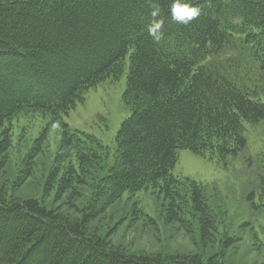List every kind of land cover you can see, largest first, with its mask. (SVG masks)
Listing matches in <instances>:
<instances>
[{"label": "trees", "instance_id": "trees-1", "mask_svg": "<svg viewBox=\"0 0 264 264\" xmlns=\"http://www.w3.org/2000/svg\"><path fill=\"white\" fill-rule=\"evenodd\" d=\"M169 2L160 0L165 35L155 42L147 0H0V159L11 147L5 124L17 114L61 119L85 91L119 77L126 59L130 109L110 164L96 138L60 121L45 192L74 199L86 177L101 173L92 175L96 185L79 217L0 192V264H223L129 252L87 232L113 203L140 191L167 202L166 222H181L183 187L201 241H210L214 218L202 186L173 174L178 152L236 158L247 147L244 123L264 120V0H197L201 15L188 25L171 21Z\"/></svg>", "mask_w": 264, "mask_h": 264}, {"label": "rangeland", "instance_id": "rangeland-1", "mask_svg": "<svg viewBox=\"0 0 264 264\" xmlns=\"http://www.w3.org/2000/svg\"><path fill=\"white\" fill-rule=\"evenodd\" d=\"M123 67L119 77L110 76L85 91L82 100L61 119L24 111L5 124L10 128L11 147L0 159L1 193L8 198H36L48 209L79 217L92 194L91 186L96 185L92 175L98 178L101 173L86 175H90L86 177L87 185L77 188L74 199L66 194L58 200L54 192H45L44 184L60 143V121L96 138L110 164L116 134L130 115L123 101L128 59ZM244 126L247 147L238 157L221 162L211 152L200 155L180 149L173 168V174L181 181L187 177L202 186L214 218L210 241H201L198 216L189 210L183 187L179 189L184 209L181 222H166L167 202L152 191H140L134 195L126 193L113 203L87 225V232L134 253L165 257L197 254L203 261L213 257L223 264H264V120L246 122ZM45 127H49V132L43 151L33 157L35 142Z\"/></svg>", "mask_w": 264, "mask_h": 264}, {"label": "clouds", "instance_id": "clouds-1", "mask_svg": "<svg viewBox=\"0 0 264 264\" xmlns=\"http://www.w3.org/2000/svg\"><path fill=\"white\" fill-rule=\"evenodd\" d=\"M150 21L146 25L147 35L155 42H160L165 35L164 8L160 0H147ZM168 13L173 23L188 25L201 15L197 0H170Z\"/></svg>", "mask_w": 264, "mask_h": 264}]
</instances>
